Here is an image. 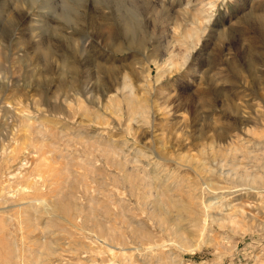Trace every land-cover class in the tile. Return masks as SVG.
<instances>
[{
    "label": "rangeland",
    "instance_id": "374dc122",
    "mask_svg": "<svg viewBox=\"0 0 264 264\" xmlns=\"http://www.w3.org/2000/svg\"><path fill=\"white\" fill-rule=\"evenodd\" d=\"M0 264H264V0H0Z\"/></svg>",
    "mask_w": 264,
    "mask_h": 264
},
{
    "label": "bare ground",
    "instance_id": "6f19581e",
    "mask_svg": "<svg viewBox=\"0 0 264 264\" xmlns=\"http://www.w3.org/2000/svg\"><path fill=\"white\" fill-rule=\"evenodd\" d=\"M246 178H247V177H246ZM42 203H45V202H42ZM216 203H217V202H212V201H210V202L208 203V206H209V207H213V206L216 205ZM206 205H207V204H206ZM206 205H205V206H206ZM218 205H219V203H218ZM43 206H44V204H43ZM46 206H47V205H46ZM208 206H207V207H208ZM217 207H218V206H217ZM205 209H206V208H205ZM213 209H214V208H213ZM208 210H209V209H208ZM211 210H212V209H211ZM51 212H52V211H51ZM55 215H56V214H55ZM110 247H111V246H110ZM122 250H123V249H122Z\"/></svg>",
    "mask_w": 264,
    "mask_h": 264
}]
</instances>
